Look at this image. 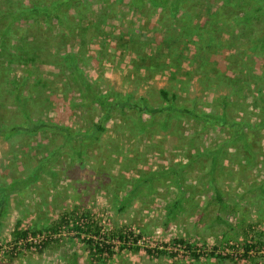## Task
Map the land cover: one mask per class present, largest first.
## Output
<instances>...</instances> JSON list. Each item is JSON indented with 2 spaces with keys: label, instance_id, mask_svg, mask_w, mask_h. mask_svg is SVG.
Segmentation results:
<instances>
[{
  "label": "rangeland",
  "instance_id": "1",
  "mask_svg": "<svg viewBox=\"0 0 264 264\" xmlns=\"http://www.w3.org/2000/svg\"><path fill=\"white\" fill-rule=\"evenodd\" d=\"M49 1L0 0V13ZM207 11L197 4L184 30H204ZM68 13L62 26L20 18L0 41V62L14 60L0 68V123L20 122V102L36 118L58 120L71 131H92L102 112L97 104H80L88 84L96 95L121 91L153 107L162 104L159 90L165 89L175 94L176 105L214 114L220 113L219 100L226 95L229 116L249 123L242 129L248 139L227 143L225 126L204 125L190 114L171 119L166 130L149 126L138 131L131 128L133 118L114 111L105 130L86 140L80 156L75 140L65 144L52 129L0 136V264H101L74 229H61L59 242L37 252L34 244L50 234L45 229L63 211L87 214L105 236L119 229L131 233L124 246L113 242V255L104 264H264L258 254L247 261L240 256L247 240H264V107L257 99V91L264 94V52L253 60L249 34L225 15L221 24L210 25L217 29L211 38L216 48L227 45L223 53L204 51L195 43L198 33H192L194 42H188L182 61L171 65L165 57V69L147 71L158 41L166 43L167 35L180 39L179 21L166 22L151 5L136 13L129 0H80ZM98 18L101 34L81 39L89 33L87 21ZM8 19L0 15V34ZM134 37L144 42L147 60L128 48L126 42ZM174 38L168 43L172 47L179 45ZM69 54L79 72L74 66L67 69ZM210 59L227 78L197 71L195 62ZM80 74L87 84L77 82ZM13 76L24 80L22 92H32L33 100L14 101L8 83ZM160 115L154 114L155 119ZM149 118L143 114L144 123ZM53 151L55 174L36 172L37 163ZM16 228L30 232L29 249L14 242ZM34 231H39L35 237ZM216 255L233 258L220 262Z\"/></svg>",
  "mask_w": 264,
  "mask_h": 264
},
{
  "label": "trees",
  "instance_id": "2",
  "mask_svg": "<svg viewBox=\"0 0 264 264\" xmlns=\"http://www.w3.org/2000/svg\"><path fill=\"white\" fill-rule=\"evenodd\" d=\"M78 1L80 0H50L49 3L43 5H39L38 2H35L34 4L32 3V5L20 7L17 10L1 11L0 15L3 17H8L9 19L8 23L5 25V29L2 30V33L0 34V41H3L2 38L8 35L9 28L14 23V21H17L20 18L23 20L34 19L37 22L41 21L46 25H50L51 23H55L57 26L64 25L67 21H69L70 15L68 10L73 8ZM194 1L197 3H193ZM197 4H202L208 7V11L205 16V29L199 32L195 30V27L194 30H184L183 22L186 24V26H190L189 24L191 23L192 18L190 20L188 17H191V13L196 8ZM147 5H151L153 9H160L162 17L166 19V22L179 21L181 24L180 39L174 38L173 35H167L166 38L168 37V40L166 43H164L165 40H163L164 44L161 43V40L156 43L154 56H149L150 61L148 60L149 62L146 65L147 71L153 69H165L167 67L163 65L165 57H169L171 59V65L174 64V60L182 61L184 57L183 52L185 51L188 42H194L190 38L191 35H193L192 33H198L197 35L200 36L197 42L195 41V43L199 44L200 42L204 51H207L210 54H214L216 52L223 53L222 50H225L227 45H222V49L216 48V45L213 43L211 38L213 36L212 34L215 32L217 33V29H215L214 26L211 28L210 25L211 23H218L219 21L221 24L223 20H226V18H224L225 15H230L232 17L236 26L242 28V31L244 32L243 34H249L248 45L249 49L254 53L251 54L253 60L256 58L257 54L260 55L261 52H264V0H129L130 9L136 13L143 11L144 7ZM100 22V18H98V21L94 23L90 20L87 21V26L85 29H88L89 33H86L87 35L83 34L81 39L95 38L99 36L101 34L99 27ZM77 23L79 22L77 21ZM163 27H166V25L164 24ZM175 36L177 37V35ZM171 38H174L175 42L177 41L179 45L172 47V43L168 44L169 39ZM132 40L133 42L131 44L126 42V44L129 45L128 48L133 50L141 59L145 58L147 60L148 55L145 53L146 47L143 45L144 42L141 39L135 37ZM17 48L19 49V52L23 50L20 46H17ZM163 48H166L165 52L160 51ZM211 48H213V50ZM22 56H24V53ZM68 56H71V54L65 55L67 69L70 70V67L74 66V68L79 72L80 70L78 69L75 62L71 61L72 58ZM13 61L14 60L10 59L1 61L0 68H7V65L12 64ZM195 65L197 71L200 70L201 74L211 73L216 80L220 79V77L227 78V75L224 74L225 72H223L221 68L217 66L216 63L211 59L197 61L195 62ZM202 78H205V76L202 75ZM23 81H19V79L15 78L14 76L8 79V83H11V86H13V88L9 87V92L13 96L15 102L23 101V99L27 101L33 100V96L31 95L32 92H22ZM77 82L86 83V78L84 79V76L80 74L79 78H77ZM85 89L86 90L81 93L82 101L80 104L88 105L89 102L92 103L91 105L97 104L102 112V121L93 123L92 131L90 129L84 131H71L68 126L63 125L58 120H51L48 117L36 118L31 115V112L29 111V108L26 104L25 106L23 103L21 105L20 102H18L21 114L20 122L12 123V125L0 123V136H4L5 138L17 135L33 136L39 134L40 132L52 129L53 131H58L63 135L65 144H71V142L75 140L79 146L78 156H80V154H82V147L84 146L86 140L90 138L92 139V137H94V133L98 132L97 134H100L105 130L106 127L104 122L112 117V112L114 111L113 113L120 112L125 117L133 118L134 122L131 128L134 129L135 127H138V131H143L149 126L166 130L171 119L185 118L184 114H190L204 125L213 126L218 124L220 126H225L227 131L230 132V137L227 139V143L237 141V139H248L246 135L247 133L242 129L243 127L247 128L250 125L246 122L236 121L232 119L231 116H229L227 112V104L229 103L230 99L226 95H223L219 100V104H221L220 113L214 114L213 112H200L193 108L189 109L187 107L176 105L175 94L173 93L169 96L165 89L159 90L160 98H162L163 101L160 106L156 107L151 106L149 102L143 97H134L129 93L108 90L105 93L96 95L92 90L90 91V86L88 84L86 85ZM35 90L38 91L37 89ZM257 99L263 104L264 107V94L262 90L257 91ZM71 102L75 104L74 101L71 100ZM126 108H128V112H130V114L126 113ZM156 113L161 114V119H155L154 114ZM143 114H148L150 116L148 122L144 123ZM56 152L53 151L47 154L39 161V163H37V167L34 170L36 172L38 170H45V172H47L49 175L55 174V172L52 171L50 162L53 158H55ZM32 174L36 175L35 173ZM85 215L87 214L83 213L78 216L75 215L74 212L63 211L60 215V218L51 224L50 227L45 229L47 232L50 231V234H45L38 243L34 244L37 252H42L53 242H59L60 239H58L59 237L57 238L56 236L59 234L61 229H66L65 232L72 231L74 229L78 233L77 236H80L81 233L83 234L82 241L85 243L89 252L97 258L95 260L101 264H104L105 261L113 255V242H118L120 247L124 246L127 237L130 236L131 233H128L126 230L123 231L119 229L114 231V233H110V235L105 236L101 234L102 226L97 221L91 220ZM37 232L39 231L32 232V236L35 237ZM29 233L30 232L28 230L16 228L12 232L14 242L22 245V248L29 249L32 244L31 241H28ZM179 242H181L182 245L184 244L182 240H179ZM259 242H264V240ZM186 250L191 251L190 253L194 258H199V254L192 251L188 245L186 246ZM248 251L249 248L245 245L243 252L240 253L241 258L247 257ZM165 252L166 251L163 249L158 250V253L160 254H165ZM210 255L214 256L215 254L211 252ZM216 257L223 260H220V262H224L226 259L232 260L233 258L232 255H216Z\"/></svg>",
  "mask_w": 264,
  "mask_h": 264
},
{
  "label": "built area",
  "instance_id": "3",
  "mask_svg": "<svg viewBox=\"0 0 264 264\" xmlns=\"http://www.w3.org/2000/svg\"><path fill=\"white\" fill-rule=\"evenodd\" d=\"M246 246H248V248H249V251L247 252L248 256L245 257V258H241L242 260H246L247 261V260H249L251 255H254V254H258L264 260V242H255V241H252V240H247L246 241Z\"/></svg>",
  "mask_w": 264,
  "mask_h": 264
},
{
  "label": "crops",
  "instance_id": "4",
  "mask_svg": "<svg viewBox=\"0 0 264 264\" xmlns=\"http://www.w3.org/2000/svg\"><path fill=\"white\" fill-rule=\"evenodd\" d=\"M51 119V118H50ZM52 120V119H51Z\"/></svg>",
  "mask_w": 264,
  "mask_h": 264
}]
</instances>
